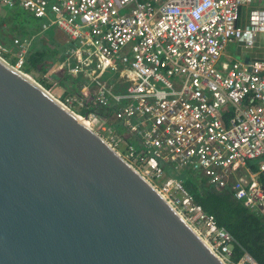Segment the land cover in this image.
<instances>
[{
	"label": "built area",
	"instance_id": "obj_1",
	"mask_svg": "<svg viewBox=\"0 0 264 264\" xmlns=\"http://www.w3.org/2000/svg\"><path fill=\"white\" fill-rule=\"evenodd\" d=\"M0 4L41 20V31L55 25L65 34V48L42 73L46 90L148 179L225 264H259L179 176L196 172L264 215V60L220 61L228 41L250 43L264 30V0ZM34 39L10 38L21 71ZM0 51L8 53L1 42Z\"/></svg>",
	"mask_w": 264,
	"mask_h": 264
},
{
	"label": "water",
	"instance_id": "obj_2",
	"mask_svg": "<svg viewBox=\"0 0 264 264\" xmlns=\"http://www.w3.org/2000/svg\"><path fill=\"white\" fill-rule=\"evenodd\" d=\"M0 264H225L132 164L0 55Z\"/></svg>",
	"mask_w": 264,
	"mask_h": 264
},
{
	"label": "trees",
	"instance_id": "obj_3",
	"mask_svg": "<svg viewBox=\"0 0 264 264\" xmlns=\"http://www.w3.org/2000/svg\"><path fill=\"white\" fill-rule=\"evenodd\" d=\"M8 21V18L5 17L0 22V31L3 33L7 30ZM8 32H10V29H8ZM9 41L11 43L10 39ZM49 51L54 53L52 49H41L35 43H32L25 56L22 70L28 74L33 70L40 73L45 72L47 58H50L49 55L51 54ZM51 58H53L52 55ZM10 59L11 61L8 62L14 65L15 59ZM41 80L44 82L43 79ZM43 85L45 88H49V84L44 83ZM179 177L192 196L193 201L201 205L205 212L212 214L217 225L229 231L259 264H264V215L253 213L239 200H236L229 189L218 190L214 188L196 172L186 171ZM236 251V257L242 254L238 249Z\"/></svg>",
	"mask_w": 264,
	"mask_h": 264
},
{
	"label": "rangeland",
	"instance_id": "obj_4",
	"mask_svg": "<svg viewBox=\"0 0 264 264\" xmlns=\"http://www.w3.org/2000/svg\"><path fill=\"white\" fill-rule=\"evenodd\" d=\"M5 17H7L9 21L6 25L7 30H5L4 33L0 31V42L6 47V49H8V53H5L4 51H0V55L3 56L7 61H11L10 58H13L14 56L13 52H16V50L9 41V39L13 35H19L21 37L28 38L33 33H35V39L33 43H35L41 49H47V50L52 49L53 51V47H51V44L48 45V42L55 43L56 30H57L55 25H51L46 30L41 31V20L35 18L28 12H24L20 8H9L4 6L3 4H0V22ZM8 29H10V32H8ZM65 45L66 44L63 43L62 45H60V48H65ZM49 53L51 52L49 51ZM51 55L53 56V58H51ZM49 56L50 58H47L48 60L47 65L52 64L53 59L56 58L55 51L54 53H51ZM29 74L41 85L45 83L44 80H43L44 82H42L41 80L42 73L33 70L29 72ZM62 87L64 86L62 85ZM62 87L60 85H56L52 88V91L54 93L60 94L63 91ZM163 167L165 168V165H163Z\"/></svg>",
	"mask_w": 264,
	"mask_h": 264
},
{
	"label": "crops",
	"instance_id": "obj_5",
	"mask_svg": "<svg viewBox=\"0 0 264 264\" xmlns=\"http://www.w3.org/2000/svg\"><path fill=\"white\" fill-rule=\"evenodd\" d=\"M255 5L257 4L254 3L251 6ZM251 6L248 5L243 6L241 8L237 20V24L239 26H248V10ZM65 38V34L62 32V30L57 28L55 43L48 42V45L51 44L53 50H59V47L64 43ZM253 59L264 60V30L255 31L254 37L250 43H246L240 40L228 41L225 44L222 54L220 56V61L226 63H230L235 60L247 62Z\"/></svg>",
	"mask_w": 264,
	"mask_h": 264
},
{
	"label": "bare ground",
	"instance_id": "obj_6",
	"mask_svg": "<svg viewBox=\"0 0 264 264\" xmlns=\"http://www.w3.org/2000/svg\"><path fill=\"white\" fill-rule=\"evenodd\" d=\"M24 72V71H23ZM28 76H30L31 78H33L30 74L26 73ZM34 79V78H33ZM35 80V79H34ZM82 119V118H81ZM83 120V119H82ZM85 121V120H84ZM176 209V208H175ZM177 210V209H176ZM178 211V210H177ZM179 212V211H178ZM180 213V212H179ZM181 214V213H180ZM183 217V216H182Z\"/></svg>",
	"mask_w": 264,
	"mask_h": 264
}]
</instances>
